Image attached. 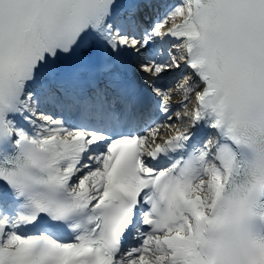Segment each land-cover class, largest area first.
<instances>
[{"label": "snow or ice", "instance_id": "6c2138e0", "mask_svg": "<svg viewBox=\"0 0 264 264\" xmlns=\"http://www.w3.org/2000/svg\"><path fill=\"white\" fill-rule=\"evenodd\" d=\"M0 264H264V0H0Z\"/></svg>", "mask_w": 264, "mask_h": 264}]
</instances>
